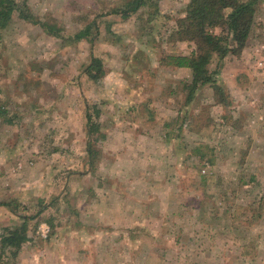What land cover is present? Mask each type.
Returning <instances> with one entry per match:
<instances>
[{
	"label": "rangeland",
	"instance_id": "obj_1",
	"mask_svg": "<svg viewBox=\"0 0 264 264\" xmlns=\"http://www.w3.org/2000/svg\"><path fill=\"white\" fill-rule=\"evenodd\" d=\"M123 1L27 0L30 13L53 24L57 37L17 15L0 32V106L12 122L0 118V236L18 225L17 215L34 217L20 256L0 252V264H42L55 252L71 264H80L79 257L91 264L106 250L119 253L117 264H264V68L258 65L264 0L240 58H226L219 73L232 91L234 130L223 127L210 140L174 132L168 142L163 123L180 109L169 91L189 79L158 69V31L174 22L158 26L147 8L127 20L108 14ZM188 1L157 0L161 13L175 17ZM94 21L92 44L73 40ZM91 55L107 71L96 84L83 73ZM198 93L193 111L212 102L210 88ZM86 103L101 109L105 134L94 144L93 165ZM210 112L217 121L221 109ZM199 141L214 149L213 167L186 156ZM199 170L229 186L227 207L252 204L255 212L240 214L254 221L225 222L220 202L217 217L209 205L194 208ZM42 224L49 227L45 238Z\"/></svg>",
	"mask_w": 264,
	"mask_h": 264
},
{
	"label": "trees",
	"instance_id": "obj_2",
	"mask_svg": "<svg viewBox=\"0 0 264 264\" xmlns=\"http://www.w3.org/2000/svg\"><path fill=\"white\" fill-rule=\"evenodd\" d=\"M158 2L157 0H125L120 4L113 5L108 14L119 15L122 20H127L147 8L149 9V19L157 18L158 26L166 27L168 21L174 22L167 32L160 33L158 31V45L155 47L158 50L156 55L158 69L171 71L186 69L189 71L190 77L189 80L178 81L169 91L172 98L180 99V109L172 120L174 124L171 121L163 123V128L167 130L164 133L165 142L170 140L171 134L174 132L177 133L174 136L177 138L185 131L189 136L210 140L212 136L220 133L223 127L228 126L234 130L231 121L235 115L233 99L224 81L219 78V73L226 58L239 59L246 48L254 25L258 0H189L176 17L161 13ZM14 15L32 25L39 26L48 35L57 37L53 24L40 21L30 13L27 0H0V32L9 27ZM160 18L163 22L159 20ZM95 26V21L87 24L84 29L74 35L73 40L92 44L95 38L94 35L92 36V30L95 29ZM181 43L187 44L190 49L188 53L180 51L177 45ZM83 73L89 82L95 84L102 81L107 75L103 61L93 55H91L89 64L84 67ZM204 87L211 89L212 102L208 105L202 104L198 110L194 109L193 111L191 106L195 102L199 90ZM215 106L221 108V115L217 121L212 119L210 112L211 108ZM6 114V111L0 106V118ZM100 116L101 109L96 104L86 103L85 120L89 136L87 142L88 165H93L95 162L97 151L93 149L94 144L105 139V134L101 131L102 126L99 124ZM3 120H6L8 124L12 123L10 119L3 118ZM237 120L240 121V118L238 117ZM174 126L177 128L174 129ZM206 149L207 152H205ZM213 154V148L209 149L207 143L199 141L197 147L187 149L186 156L196 157L199 163L197 165L207 164L213 167L215 162ZM187 159L189 158L187 157ZM254 179V177L251 178V180ZM240 181L239 178L238 182L240 183ZM192 183L198 191L194 200L199 205H195L194 208L203 209L209 205L213 209L214 217H217L215 214H218V209L221 208L216 207L218 206L216 204L220 202L219 205L226 206L223 208L225 222L229 220L232 223L242 219L248 224L249 221H252L251 219L256 218L254 216L246 218L240 214L243 211L255 212L252 204L238 206L235 209L232 204L231 207H227L229 186H222V182L216 179L211 171L201 173L199 170L196 180ZM211 187L216 189V192L208 193V190L212 189ZM0 205L4 204L0 203ZM17 216L18 225L4 229L0 236L1 253L8 251L15 256L21 246L28 242V222L34 217ZM48 224L50 225V221Z\"/></svg>",
	"mask_w": 264,
	"mask_h": 264
},
{
	"label": "crops",
	"instance_id": "obj_3",
	"mask_svg": "<svg viewBox=\"0 0 264 264\" xmlns=\"http://www.w3.org/2000/svg\"><path fill=\"white\" fill-rule=\"evenodd\" d=\"M252 34H254L253 33V31L251 32V34H250V38L252 37ZM249 38V39H250ZM186 46L187 47V44H185V43H181V44H178L177 46H178V48L181 50L182 48L181 47H183V46ZM181 46V47H180ZM252 46V45H251ZM186 72V75H188V78L190 77V73H189V71L188 70H186V69H178V70H176V72ZM186 78H187V76H186ZM181 80H185V79H181ZM189 80V79H188ZM180 81V80H179ZM186 81V80H185ZM231 92L232 91H230V94H231ZM243 94H245L246 92H245V90L242 92ZM199 94V93H198ZM198 94H197V96H198ZM233 94V93H232ZM196 96V97H197ZM148 100V98L146 99V101ZM193 105H194V102H193V104H192V106H191V108L193 109ZM190 108V109H191ZM221 109V108H220ZM130 113V112H129ZM115 236H110V237H106V240H109V239H112V241L113 240H115ZM101 239L103 240V238L101 237ZM108 249V248H107ZM9 254H10V252H8ZM58 253V254H57ZM55 252L54 254H52V253H50V256H49V260L47 259L46 261H45V259L42 261V264H71V262L70 261H68V260H66V256H62L61 255V253L60 252ZM124 253V256H127V254L125 253V252H123ZM116 252L114 251L113 253H108V250H106L105 251V255L104 254H100V255H98V256H96L95 257V260H93L92 259V257H94V255H92V257H91V259H92V262H91V264H103V262L105 263V264H110V263H112V264H117L116 262V260H114V258H116L117 256H119V253L118 254H116ZM17 255L18 256H20V254L17 252V254L14 256L12 253H11V256H13V258H16L17 257ZM36 255V254H35ZM113 256V257H112ZM24 254H22L21 255V259H27L26 261H29V262H31L32 260L30 259L29 260V257L28 258H26V257H24ZM41 258H43V257H41ZM99 258H102L103 260H99ZM79 259V261H80V264H85L84 263V259L83 260H81L80 259V257L78 258ZM50 261V262H49ZM110 261V262H109ZM24 261H22L21 260V263H23ZM87 263V262H86ZM12 264V263H11Z\"/></svg>",
	"mask_w": 264,
	"mask_h": 264
},
{
	"label": "built area",
	"instance_id": "obj_4",
	"mask_svg": "<svg viewBox=\"0 0 264 264\" xmlns=\"http://www.w3.org/2000/svg\"><path fill=\"white\" fill-rule=\"evenodd\" d=\"M262 48H264V47H262ZM263 59H264V57H263ZM258 65L261 68H264V60L259 61ZM39 230L41 231V236L45 238L47 236L48 231H49V227L46 224H42L39 227Z\"/></svg>",
	"mask_w": 264,
	"mask_h": 264
}]
</instances>
